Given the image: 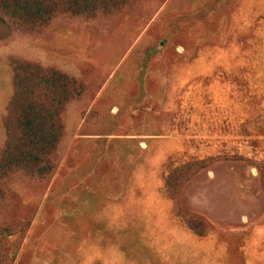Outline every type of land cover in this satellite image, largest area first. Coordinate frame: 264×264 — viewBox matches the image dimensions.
Wrapping results in <instances>:
<instances>
[{"label": "rangeland", "instance_id": "1", "mask_svg": "<svg viewBox=\"0 0 264 264\" xmlns=\"http://www.w3.org/2000/svg\"><path fill=\"white\" fill-rule=\"evenodd\" d=\"M78 30L30 45L0 20V56L78 74L90 98L27 195L14 264H264V0H148L107 37ZM192 160L177 203L204 237L165 187Z\"/></svg>", "mask_w": 264, "mask_h": 264}, {"label": "trees", "instance_id": "2", "mask_svg": "<svg viewBox=\"0 0 264 264\" xmlns=\"http://www.w3.org/2000/svg\"><path fill=\"white\" fill-rule=\"evenodd\" d=\"M145 1L0 0V20L11 36L30 45L66 30L93 29L101 38ZM87 95L88 83L78 74L30 57L0 56V264L15 263L10 238H25L37 208L28 212L27 195L48 187L67 148L72 114L90 99ZM203 164L192 160L165 178L175 213L199 237L210 224L180 209L177 199L182 185Z\"/></svg>", "mask_w": 264, "mask_h": 264}]
</instances>
